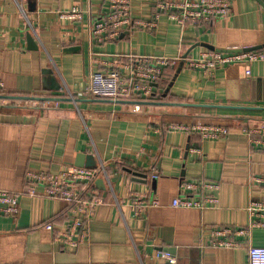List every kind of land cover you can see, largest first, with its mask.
Segmentation results:
<instances>
[{"label": "crops", "instance_id": "crops-1", "mask_svg": "<svg viewBox=\"0 0 264 264\" xmlns=\"http://www.w3.org/2000/svg\"><path fill=\"white\" fill-rule=\"evenodd\" d=\"M161 1L181 0H130L132 19L155 20V26L135 24L99 43L90 25L108 10L109 0H0L4 95L52 97L4 99L0 106V189L20 192L28 171L56 173L76 166L80 154L93 160L94 169L104 168L91 185L104 202L89 219L82 243L72 248L53 240V231L71 221L69 207L35 186L34 195L19 197L17 217L0 216V264H172L160 252L171 254L173 264H248L247 247H264V226L237 237L241 247L210 243L213 227L246 226L247 204L264 198V184L251 180L264 177V148L250 144L242 132L264 121V61L229 63L209 73L181 60L219 49H264V6L230 0L227 17L179 25L167 12L155 17ZM74 6L84 10L83 19L63 21L70 27L62 35L44 12ZM27 32L37 49L27 48ZM132 56L180 60L163 68L149 99L110 101L86 93L88 73L125 65ZM165 81L171 86L164 101L174 105L156 104L163 102ZM170 121L226 124L229 133L205 139L195 132H147ZM191 180L219 183L215 207L171 206L180 184ZM140 194L155 197L158 205L134 216L131 203Z\"/></svg>", "mask_w": 264, "mask_h": 264}, {"label": "built area", "instance_id": "built-area-1", "mask_svg": "<svg viewBox=\"0 0 264 264\" xmlns=\"http://www.w3.org/2000/svg\"><path fill=\"white\" fill-rule=\"evenodd\" d=\"M155 9L157 12L155 17H158L161 11L167 12V16L179 25L209 22L227 17L232 13L230 0L161 1L155 3ZM44 14L46 18L56 22L62 35H67L70 25L64 24L63 21L82 20L84 10L74 6L69 10L45 11ZM135 24L152 28L155 26V20L134 21L131 17L130 0H109L108 10L91 22L90 35L95 41L102 43L119 35L123 30L130 29ZM22 25L26 23L22 22ZM8 33L10 36H24L22 32L16 30H8ZM232 49L236 50L226 52L213 50L202 53L198 58L182 57L181 60L188 68L209 73L229 63L264 61V49L262 48ZM178 60L180 57L132 56L131 61L125 65L117 63L108 69L88 73L85 91L92 97L118 99L133 96L146 100L152 95L153 84L160 81L163 68L169 64H175ZM4 94V83L0 80V95ZM4 103L6 100L0 99V106ZM163 130L195 132L205 139H215L229 133L226 124H202L196 121H170L160 129L148 128L147 132L158 133ZM242 132L250 144L264 148V121L258 127H243ZM150 137L156 136L151 135ZM190 150L200 152L197 148ZM101 172H104L102 166L94 169L77 165H66L56 173L28 171L25 175L27 185L20 192L0 189V216L17 217L20 210L19 197L23 194L34 195L35 186H39L43 195L70 206L71 221L65 229L53 231L50 223L45 227L54 232L55 242L74 248L85 240L88 221L94 215L96 206L104 202L99 192L91 187L95 177ZM151 176L154 177V174ZM251 180L257 185L264 184L263 176L252 175ZM218 189L219 183L214 181H183L180 184V194L172 199L171 206L194 209L215 207L218 203L216 196ZM132 201L134 216H141L148 208L158 205L155 197L142 194L135 196ZM245 209L249 216L246 226H220L210 230V243L213 247H241L243 244L237 237H247L252 228L264 226V198L251 200ZM159 255L169 263L175 262V258L168 252H160ZM247 256L248 264H264V247L249 245Z\"/></svg>", "mask_w": 264, "mask_h": 264}, {"label": "water", "instance_id": "water-1", "mask_svg": "<svg viewBox=\"0 0 264 264\" xmlns=\"http://www.w3.org/2000/svg\"><path fill=\"white\" fill-rule=\"evenodd\" d=\"M257 1L264 6L263 0H257ZM26 43H27L28 49H37V44L32 38V34H30L29 32L26 33ZM248 48L258 49L260 48V46H250ZM234 50L236 49H219L218 51L226 52V51H234ZM169 86H171V82ZM58 88L59 86H56L54 89H58ZM51 98L52 97H42V96H34V95H0V99H20V100H29V101H42V100H47ZM109 100L112 101V99H109ZM114 101L119 102L120 100H114ZM156 104L157 105H174L176 103H169V102L163 101V102H157ZM187 104L188 103H184V105H187ZM76 165L77 166L85 165L86 167H91V168L95 166L93 160H90L88 159V157H86L85 155H81V154L77 158ZM132 175L143 178V179H145L147 176L145 173H141L137 171H132Z\"/></svg>", "mask_w": 264, "mask_h": 264}, {"label": "trees", "instance_id": "trees-1", "mask_svg": "<svg viewBox=\"0 0 264 264\" xmlns=\"http://www.w3.org/2000/svg\"><path fill=\"white\" fill-rule=\"evenodd\" d=\"M169 84L170 82L169 81H165L164 82V92L163 94L161 95V100H166V95H167V92H168V89H169ZM67 205V204H66ZM69 209H70V206L68 205Z\"/></svg>", "mask_w": 264, "mask_h": 264}]
</instances>
